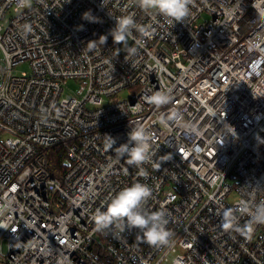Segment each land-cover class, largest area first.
I'll list each match as a JSON object with an SVG mask.
<instances>
[{"label":"built area","instance_id":"obj_1","mask_svg":"<svg viewBox=\"0 0 264 264\" xmlns=\"http://www.w3.org/2000/svg\"><path fill=\"white\" fill-rule=\"evenodd\" d=\"M252 3L193 0L172 26L129 0H0V264H264V224L241 234L219 215L264 201V17ZM88 10L100 22L83 20ZM109 13L133 14L151 38L133 30L115 44ZM21 63L30 70L17 75ZM70 81L82 89L65 97ZM162 89L172 99L157 108L147 96ZM125 90L133 96L119 99ZM174 111L180 123H161ZM137 126L153 135L147 175L117 154ZM136 182L153 190L146 208L167 213L170 247L139 229L96 231V209Z\"/></svg>","mask_w":264,"mask_h":264},{"label":"clouds","instance_id":"obj_2","mask_svg":"<svg viewBox=\"0 0 264 264\" xmlns=\"http://www.w3.org/2000/svg\"><path fill=\"white\" fill-rule=\"evenodd\" d=\"M109 2L110 0H101L100 7L107 8ZM129 4L146 14L162 17L167 24L174 26L175 23L189 16L193 0H129ZM31 6L32 0H17L18 9L31 8ZM252 7L258 17H264V0H253ZM109 15L115 20V26L109 32L115 44H127L128 38L133 37V30L138 31L141 37L145 38H151L153 34L150 27H138L133 14L125 13L115 18L110 13ZM82 19L90 23L100 22L98 17L92 15L91 10L84 12ZM22 31L25 35L30 32V24L23 25ZM101 37L102 42L106 43L108 36ZM128 52L134 55L137 49L129 48ZM171 99L170 90L163 89L147 96V101L157 108L169 104ZM182 119L183 116L179 111H174L170 115L161 114V123L165 126L169 120L180 123ZM106 136L110 141L107 146L111 149L116 144V140ZM152 140L153 135L148 129L143 126L134 127L128 132L127 142L117 147V154L127 156L128 163L135 165L140 175H147L143 165L152 162L154 155ZM152 194V188L140 182L123 188L110 198L104 210L98 208L93 213L91 219L96 231H103L113 225L121 227L122 230L139 229L149 245L170 247L173 233L167 228L169 223L167 213L164 210L149 211L146 208ZM237 213L249 216L246 225L239 224ZM219 215L223 229L243 234L254 224H264V201L250 206L248 202L242 200L236 207L223 208Z\"/></svg>","mask_w":264,"mask_h":264},{"label":"rangeland","instance_id":"obj_3","mask_svg":"<svg viewBox=\"0 0 264 264\" xmlns=\"http://www.w3.org/2000/svg\"><path fill=\"white\" fill-rule=\"evenodd\" d=\"M207 16L205 17V19ZM30 70L29 64L28 63H21L18 66H16L15 71L17 75H21L22 72H28ZM81 83H77L76 81H70L69 86L65 89L64 96L65 97H70L75 95L76 93L78 94L81 92ZM133 96V92L129 90H125L119 95V99H129ZM237 194L234 193L229 199L228 203L234 204L235 201L237 200ZM7 253V242H3L0 244V254H6ZM173 259V258H172Z\"/></svg>","mask_w":264,"mask_h":264},{"label":"trees","instance_id":"obj_4","mask_svg":"<svg viewBox=\"0 0 264 264\" xmlns=\"http://www.w3.org/2000/svg\"><path fill=\"white\" fill-rule=\"evenodd\" d=\"M50 165L54 175L61 176L67 169L66 155L63 147H56L50 151Z\"/></svg>","mask_w":264,"mask_h":264}]
</instances>
